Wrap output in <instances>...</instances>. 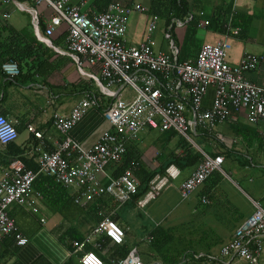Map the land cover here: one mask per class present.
<instances>
[{
  "label": "built area",
  "instance_id": "2783aa9c",
  "mask_svg": "<svg viewBox=\"0 0 264 264\" xmlns=\"http://www.w3.org/2000/svg\"><path fill=\"white\" fill-rule=\"evenodd\" d=\"M25 1L32 5L26 6L19 0H0V8L13 4L28 12L38 31V7H49L53 15L44 32L46 37L51 36L53 30L62 24L67 26L65 54L72 58L85 78L96 82L101 96L110 100L102 108V113L111 129L103 132L90 148H83L69 137L71 128L101 99L89 92L82 95L67 115L58 112L53 114L52 124L62 139L52 151L37 148V172L25 169L19 160H11L0 175V242L4 238L13 237L17 246L27 243V238L19 232L8 212L12 205L37 212V208L32 205V197L35 195L36 198H41V195L34 194L32 186L40 173L52 177L56 183L65 187L76 188V204L103 195L111 196L120 205L128 202L136 194L138 187L133 168L126 169L116 178L108 177L105 170L109 164L122 161L126 145L137 140L139 133L145 128L176 134L195 146L201 154L195 170L178 186L181 201L194 196L212 173H223V157L210 156L196 146L194 139L198 135L197 127L222 140L216 132L217 126L225 123L231 113L244 111L250 124H263L259 130V138L264 147V87L254 85L243 77L244 72L260 66L262 56L245 53L238 64L232 66L226 59L231 45L227 41H219L204 43L194 58L180 60V51L172 38L171 30L174 25L184 26L185 22L171 21L162 36L167 48L161 50L156 48L153 39V34L159 29V20L154 15H148L144 39L135 46H128L124 38L130 16L134 12L149 11L140 4L124 6L119 2H112L102 12L89 15L82 12L81 7L74 4L73 0ZM2 16L7 18L9 14L2 12ZM208 23L204 21L203 25L208 26ZM40 40L51 46L47 38L40 37ZM85 64L97 66L99 77L87 74L83 70ZM1 70L10 78L20 73L18 63L13 59L3 62ZM209 87L214 88L213 102L210 108L204 109L202 100ZM127 89L132 91L133 98L122 97V92ZM28 130L36 138H41L32 127H28ZM16 137L14 124L0 114V141L6 143ZM165 173L150 182V189L138 201V206L144 207L156 199L170 180L179 177V171L173 165ZM200 203L205 206L209 204V200L202 196ZM160 225L166 229L172 228L165 223ZM176 231L179 233V229ZM171 235L174 241L179 239L173 229ZM100 236L107 237L113 244L120 245L124 242V231L112 220L105 219L93 228L91 235L83 242L73 244L74 252L80 253V264H103L102 259L93 251H84L86 244L99 247L94 237ZM263 239L264 209L255 203L254 212L236 226L230 239L217 252L202 247L196 252L184 253L177 264H185L188 261L187 255L201 264H232L236 260L245 264H260ZM185 245L188 244H183ZM117 264L146 263L140 258L137 249L133 248ZM152 264L163 263L159 261Z\"/></svg>",
  "mask_w": 264,
  "mask_h": 264
},
{
  "label": "crops",
  "instance_id": "0c3cea01",
  "mask_svg": "<svg viewBox=\"0 0 264 264\" xmlns=\"http://www.w3.org/2000/svg\"><path fill=\"white\" fill-rule=\"evenodd\" d=\"M19 1L24 2L26 6L32 5L29 1ZM130 2L131 5L140 4L148 9L150 6V0H130ZM73 3L79 5L81 11L89 15L102 12L106 8L96 5L95 0H73ZM38 8L40 11L38 31L34 27L28 12L13 4L3 5L0 8V22L5 24V29L17 33L21 47L28 46L30 49L28 55L19 56L15 60L18 63L20 73L13 78L5 75L1 70V64L12 58L2 56L0 51V114L13 123L17 131L15 139L6 143L0 141V175L8 166L6 160H19L23 165L26 161H34L37 164V148L48 151L56 148L62 136L55 130L52 124V116L55 112L64 115L70 112L71 108L82 97L79 88L84 82L90 83L100 92L96 82L93 79L85 78L72 58L65 54L67 26L62 24L53 30L51 36H44L53 11L45 5ZM2 12L8 13L9 16L4 18ZM238 12L251 17L247 29L241 32L238 28L231 29L227 26L228 31L219 33L218 28L214 25L215 15L219 13L220 16L225 17V21L229 22L231 17ZM200 13L201 18L197 23L196 30V39L201 38V43L197 45L198 50L204 43L227 41L231 48L226 59L232 66H236L245 53L262 56L263 61L260 66L255 70L244 72L243 77L254 85L264 87V0H204L203 9ZM21 14L30 19L26 21V24L20 21ZM148 15V13L134 12L130 16L124 38L126 45L135 46L144 39ZM158 20L159 29L153 34V39L157 49L166 50V42L162 37L163 31L166 29L165 21L159 17ZM204 21L210 22L208 26L203 25ZM186 27V25L180 27L174 25L172 29V38L178 48H184L189 31ZM4 32L2 37H4ZM65 32L66 35H63ZM40 37L47 38L51 46L40 40ZM195 50L192 51L193 54H196ZM83 70L87 74H93L97 77L100 75L97 66L85 64ZM132 94V91L127 89L121 95L123 98L129 99L134 97ZM213 95L214 88L209 87L202 100L204 109L211 107ZM262 126L261 122L257 125L250 124L246 119L245 112L241 111L240 113H231L225 123L217 126L216 132L222 137V140L212 136L203 138L201 133L197 132L198 135L195 139L199 142V145H196L199 149L210 156L219 155L223 157L221 166L223 173H212L194 196L181 201L178 186L180 182L188 178L196 166L180 171L173 165L178 169L179 177L176 180H170L169 185L158 196L160 197L163 191L168 188V193H172L174 200L170 211H160L158 207H155L157 203L154 202L157 201L158 197L144 207L138 206V201L144 197L137 203L129 202L122 206L116 202L115 209L105 213L107 216L116 215V222H113L124 231V242L120 245L129 249L128 253L136 248L139 254L137 246L132 245L129 248L130 222L128 219L136 216L141 218L139 211L148 208L147 222L143 223L142 219L144 218H141V223L139 222L145 233L149 228L161 227L160 224L165 223V225L172 227L182 245L188 244L198 250L202 247L207 249V246H211V250L217 252L218 248L230 239L236 226L254 212L255 203L264 209V150H260L258 147L259 130ZM28 127H32L35 132L41 135V138H36L28 130ZM110 129V124L103 117L102 106L95 105L91 106L71 128L69 137L83 148H90L99 140L103 132ZM145 130L155 132V136H152L145 143H140L138 135L137 140L132 142L137 145L140 152L144 153L143 158L148 160V158H153L157 150L162 147L161 144L165 140L163 138L165 135H163V139H159V134L163 133L150 128H145L143 131ZM167 134L172 135L173 133ZM177 137L169 142L170 147L175 145ZM176 152L180 154L182 150L177 149ZM135 162L129 167L133 168V172L138 165L137 161ZM116 164L119 163H111L106 167L105 171L108 177L113 178L112 168L116 167ZM223 165L227 167V172L222 168ZM255 176H258V180H255ZM174 181H177L175 185L172 184ZM252 183H258L259 186L254 187L255 184ZM239 184H245L247 191L240 189ZM67 188L78 194L76 188ZM253 189L257 193L251 195ZM33 193L38 192L33 190ZM202 196L207 197L208 205H201L200 198ZM97 198L77 204L82 208H76V210L74 207L70 210L49 207L42 195L41 198H36L35 195L32 197L34 201L32 205L37 208L36 213L31 212L26 207L12 205L9 209L11 218L19 232L28 241L24 246H17L13 237L3 239L0 242V264H78L80 253L74 252L75 247L73 245L78 241L72 239L80 234L83 237L80 242H83L98 224L83 209L86 203ZM120 211H123V214ZM178 229L179 233L176 231ZM94 238L99 243V247L86 244L84 251L88 248L98 251V254L107 260V264H113V262L117 264L125 258H120L121 255L119 254H122V250H116L117 244L114 245L107 237ZM149 241L146 233L143 242L148 245ZM262 249L261 262L264 259V239ZM144 251L141 250V252ZM149 256H152V253H149ZM187 257L188 261L185 264L190 263L189 261L195 262L190 255ZM159 261L161 259L157 255L155 260L143 262L152 264ZM195 264L201 263L195 262Z\"/></svg>",
  "mask_w": 264,
  "mask_h": 264
},
{
  "label": "trees",
  "instance_id": "16d2710c",
  "mask_svg": "<svg viewBox=\"0 0 264 264\" xmlns=\"http://www.w3.org/2000/svg\"><path fill=\"white\" fill-rule=\"evenodd\" d=\"M112 2H119L124 6H131L130 0H95L96 5L107 7ZM204 0H150L149 6V15H154L157 18H161L165 21V26L171 23L172 20H179L185 22V25L188 27V34L184 44V48H179V59L186 60L188 58H194L198 53V47L196 45V30L197 23L201 18L200 12L203 9ZM225 16V15H224ZM190 19L188 20V18ZM251 17L247 14L238 12L233 15L230 21H225V17L220 16L217 13L214 17V25L218 28L219 33H224L227 30V26L232 28H238L241 32H244L250 24ZM210 23V22H209ZM208 23V24H209ZM0 51L2 56H6L7 58H12L14 60L18 59L19 56H26L30 53V49L28 46H22L19 41V37L17 33L12 30H6V26L4 23L0 22ZM186 27V28H187ZM174 28V26H173ZM172 28V29H173ZM5 31V32H4ZM172 31V30H171ZM4 32V37H2V33ZM173 36V31L171 32ZM66 35V32L63 33ZM4 39H2V38ZM195 50L196 54H193L192 51ZM200 49V48H199ZM98 68V67H97ZM20 70V69H19ZM99 70V68H98ZM94 83L93 81H90ZM94 89V91H93ZM79 91L81 96L84 93L89 92L93 95H99L100 101L98 102V106L105 107L110 100L101 96V93L98 92L97 88L90 85V83H85L80 86ZM105 105V106H104ZM196 131L201 133L203 138L211 137L204 129L201 127H197ZM241 131V130H239ZM165 135L161 144V148L157 150V153L154 154V157L146 160L143 158L144 153L140 152L137 145L134 142H131L126 147V153L119 164H116V167H113V178L121 175L126 169H128L131 165L136 163L138 165L134 168V176L138 181L137 192L135 195L131 197V199L126 202H135L143 198L145 194L150 189V182L156 176H164L166 173V169L170 165L176 166L180 171H184L189 168H193L197 166L199 161L201 160L200 152L192 147L188 142H186L183 138L177 137L175 134L168 135L167 133L159 134V139H161ZM162 136V137H161ZM177 137V141L173 147L169 146V142ZM259 149H263V142L261 140L258 141ZM177 149H181L182 152L178 154L176 152ZM13 160H6L7 164ZM24 167L27 170H31L32 172H37L38 166L33 161L24 162ZM33 190L35 192L40 193L43 196V199L46 201L49 207H58L61 210H70L74 207L82 208L80 205L74 203L75 197L78 195L76 192H73L69 188L56 183L52 177L44 175L42 173L38 174L36 179L33 182ZM106 198V199H105ZM124 203V204H126ZM133 203H130L133 205ZM122 204V205H124ZM121 205V206H122ZM117 206L116 201L109 195H103L92 202L86 203L83 209L87 212L94 220L95 223H99L105 218H109L112 221L116 222V215L107 216L105 212L112 211ZM104 207V208H103ZM9 216L12 217L11 213L8 212ZM161 226V225H160ZM172 228H164V227H151L146 233L149 237L150 241L147 243V250L141 252L145 257H152L153 260L157 258L161 259L163 264H177L181 258V256L186 252H196L198 249L194 246H183L179 239L174 241L173 236L171 235ZM75 234L77 232L75 231ZM4 238V240L8 239ZM12 240V239H11ZM72 240H76L78 242L83 240V237L80 234H77L75 238ZM3 241V239H2ZM123 244V243H122ZM116 245V244H114ZM73 246V245H72ZM121 246V248H120ZM212 247L207 246V250L209 251ZM122 250V254L120 258H124L129 249L126 247L123 248L122 245H117L116 250ZM86 251H94L103 261V264H107V260H104L99 254L98 251L92 250L88 248ZM147 252V253H146ZM149 253H152V256H149ZM192 259V258H191ZM152 260V261H153ZM187 264H195L193 261H189ZM80 264V263H78Z\"/></svg>",
  "mask_w": 264,
  "mask_h": 264
},
{
  "label": "rangeland",
  "instance_id": "374dc122",
  "mask_svg": "<svg viewBox=\"0 0 264 264\" xmlns=\"http://www.w3.org/2000/svg\"><path fill=\"white\" fill-rule=\"evenodd\" d=\"M20 18H21L20 21L22 23H24V24H26V21H29L30 20L28 18V16H25L24 14H21ZM195 43H196V45L200 44L201 43V38L198 37L196 39V42ZM152 136H155V132L154 133L153 132H148V130L142 131L139 134L140 143H143V142L145 143L150 138H152ZM163 138H161V139H163ZM194 141H195V144L196 145L197 144L199 145L198 140L194 139ZM222 168L227 172V167L225 165H223ZM255 180H258V176H255ZM176 182L177 181H174V182H172V184L175 185ZM252 184H255V183H252ZM239 185H240V189H243L244 191H247V189L245 188L246 187L245 184H239ZM256 186H259V184L256 183L254 185V187H256ZM168 191H169L168 188H166L163 191V194L160 197H158V199H157L156 202H154V203H157L155 205V207H158V210H160V211L161 210L162 211H170L171 208H172V204L174 203V200L172 198V193L171 192L168 193ZM255 193H257V192L253 189V192L251 193V195H254ZM147 211H148V208H146V209H144L142 211H139V213L141 215V218H144V219H142L143 223H146L147 222V220H146ZM120 212L123 214V211H120ZM141 218L136 216L134 218L129 217V219H128V221L130 222V227H129L130 228V230H129L130 236H129V241H128L129 248L132 245L137 246L138 251H139V255H140L141 259L143 261H145V260L152 261L153 260L152 257L147 258L143 254H141V250H146L148 248L147 245L143 242V239H144L146 233L142 230V228L139 225L141 223ZM262 260L264 261V259H262ZM263 261L260 262V264H264ZM232 264H244V263H242L239 260H236V261H233Z\"/></svg>",
  "mask_w": 264,
  "mask_h": 264
}]
</instances>
